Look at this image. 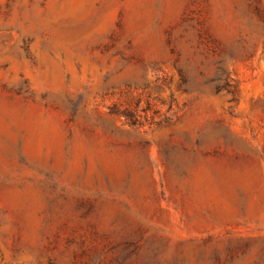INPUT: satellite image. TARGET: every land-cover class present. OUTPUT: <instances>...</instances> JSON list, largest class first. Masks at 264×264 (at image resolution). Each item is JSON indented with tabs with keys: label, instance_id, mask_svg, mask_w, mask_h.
<instances>
[{
	"label": "rangeland",
	"instance_id": "1",
	"mask_svg": "<svg viewBox=\"0 0 264 264\" xmlns=\"http://www.w3.org/2000/svg\"><path fill=\"white\" fill-rule=\"evenodd\" d=\"M133 245L264 264V0H0V264Z\"/></svg>",
	"mask_w": 264,
	"mask_h": 264
},
{
	"label": "trees",
	"instance_id": "2",
	"mask_svg": "<svg viewBox=\"0 0 264 264\" xmlns=\"http://www.w3.org/2000/svg\"><path fill=\"white\" fill-rule=\"evenodd\" d=\"M129 246H132V244H129ZM133 249L128 250L126 249L125 252L126 254L122 258V260H119V258H115L114 260L107 262L106 257H107V251H102L99 253L95 254H87L86 250H83L80 255L77 256L75 254L73 256V264H79L76 260L78 257L85 256L87 257V261L82 264H149L146 262L144 259L143 260H138V253H137V247L136 245H133ZM49 264H55L54 261H49Z\"/></svg>",
	"mask_w": 264,
	"mask_h": 264
}]
</instances>
